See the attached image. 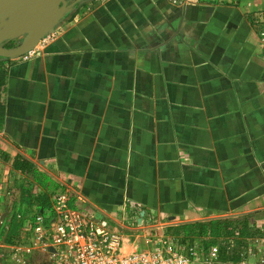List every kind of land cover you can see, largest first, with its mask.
I'll list each match as a JSON object with an SVG mask.
<instances>
[{"label":"crops","instance_id":"1","mask_svg":"<svg viewBox=\"0 0 264 264\" xmlns=\"http://www.w3.org/2000/svg\"><path fill=\"white\" fill-rule=\"evenodd\" d=\"M49 11L35 56L0 58V167L20 206L69 189V206L140 247L154 230L238 212H259L260 227L264 0H63Z\"/></svg>","mask_w":264,"mask_h":264},{"label":"built area","instance_id":"2","mask_svg":"<svg viewBox=\"0 0 264 264\" xmlns=\"http://www.w3.org/2000/svg\"><path fill=\"white\" fill-rule=\"evenodd\" d=\"M33 55L30 50L21 57ZM12 181L10 170L0 167V264H264V233L241 238L236 232L237 239L223 245L153 232L140 247L108 218L69 206V189L52 193L46 205L20 206ZM14 222L19 227L10 235Z\"/></svg>","mask_w":264,"mask_h":264},{"label":"water","instance_id":"3","mask_svg":"<svg viewBox=\"0 0 264 264\" xmlns=\"http://www.w3.org/2000/svg\"><path fill=\"white\" fill-rule=\"evenodd\" d=\"M63 0H0V14L10 8L14 11L0 27V58L20 57L28 53L39 37L55 20L56 12H50V6L57 10ZM51 15V17H50ZM23 34L25 41L16 48H5L3 43Z\"/></svg>","mask_w":264,"mask_h":264},{"label":"trees","instance_id":"4","mask_svg":"<svg viewBox=\"0 0 264 264\" xmlns=\"http://www.w3.org/2000/svg\"><path fill=\"white\" fill-rule=\"evenodd\" d=\"M14 167H16L17 169L22 168L19 163H15ZM30 199L31 198L28 197V195H22L20 197V202L21 204L28 203ZM45 199L46 198L44 197H36V201H40L39 203L44 205H46ZM246 219L247 218L244 217L242 222H238L236 218H222L218 220L208 221L205 223L195 222L192 224L177 225L169 228L167 230V234L176 236L180 239V241H183L188 238H199L205 236H211L217 239L218 237L229 235L230 231L234 229L237 230V235L241 238L252 237L260 234V230L255 225L249 226L247 224ZM18 227L19 226L17 223H12L9 230L10 235L15 234L18 230ZM212 241L213 240H211L210 242Z\"/></svg>","mask_w":264,"mask_h":264},{"label":"rangeland","instance_id":"5","mask_svg":"<svg viewBox=\"0 0 264 264\" xmlns=\"http://www.w3.org/2000/svg\"><path fill=\"white\" fill-rule=\"evenodd\" d=\"M14 11L15 10L11 11V9L8 8L2 14H0V27L4 26V23H5L6 19L8 17H10L12 14H14ZM40 37H39V39H40ZM26 38H27V34H23V35L18 36V37L14 38V39H10V40L4 42L2 46L5 47V48H16V47H19L25 41ZM39 39H38L37 43L32 47L31 50H33L35 48V46L38 45ZM258 213L259 212H249V213L238 212L236 214H233V216H230V217L231 218L232 217L236 218L238 220V222H242L243 219H244V217H246L247 218L246 219L247 220V224L249 226H252V225H256L257 224V219H254V218H258V216L256 217V214H258ZM117 214L118 213L116 211V215ZM136 216H138V215H136ZM141 217H142V214L139 215L138 218H141ZM259 218L261 219V223H260V227H258V229L260 230V234H262V233H264V215H262ZM133 225H135L134 224V221H133ZM139 228L140 227L134 226V229H138V231L142 230V229H139ZM169 228H171V227H169ZM169 228L166 229V232H168L167 230ZM157 230H154V233L158 232ZM138 231L132 232V235H134V237H136V238L138 237V234H139ZM159 231H161V230H159ZM236 232H237V230L234 229V230L230 231V234L229 235H225V236H222V237H218L217 239L214 238V237H211V236H205V237L206 238H212V240H215L216 239V240H218L217 242H219V243H221L223 245L224 244H232L233 241H235L237 239V236L235 234ZM260 234H258V235H260ZM220 240H221V242H220ZM131 241H132V244L131 245H133V244L135 245L136 243L138 244L137 240H133L132 239Z\"/></svg>","mask_w":264,"mask_h":264}]
</instances>
